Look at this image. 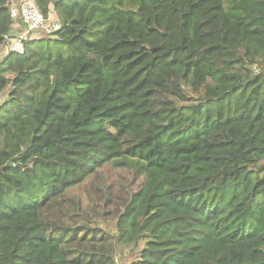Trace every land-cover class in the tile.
Wrapping results in <instances>:
<instances>
[{
	"label": "trees",
	"instance_id": "obj_1",
	"mask_svg": "<svg viewBox=\"0 0 264 264\" xmlns=\"http://www.w3.org/2000/svg\"><path fill=\"white\" fill-rule=\"evenodd\" d=\"M34 1L60 29L0 59V264H264V0Z\"/></svg>",
	"mask_w": 264,
	"mask_h": 264
},
{
	"label": "built area",
	"instance_id": "obj_2",
	"mask_svg": "<svg viewBox=\"0 0 264 264\" xmlns=\"http://www.w3.org/2000/svg\"><path fill=\"white\" fill-rule=\"evenodd\" d=\"M12 30L5 37L7 54L22 55L24 44L54 35L60 24L54 15L44 16L34 0H13L9 5Z\"/></svg>",
	"mask_w": 264,
	"mask_h": 264
},
{
	"label": "rangeland",
	"instance_id": "obj_3",
	"mask_svg": "<svg viewBox=\"0 0 264 264\" xmlns=\"http://www.w3.org/2000/svg\"><path fill=\"white\" fill-rule=\"evenodd\" d=\"M6 54H7V50H6V47H4V45H3L2 49H1V53H0V59ZM6 99H7L6 93H1L0 94V105H2V103L4 101H6ZM102 173H103L104 177H108L111 181H113L115 183V185H119L122 178H124L125 181L130 179V176H128L126 174H122L120 172H117L116 170L110 169V171L108 173H107V171H104V172L102 171ZM72 193L80 194L83 199H87V197H88L87 189H86V186L84 184H82L80 186V188L75 189ZM13 194L16 195L15 192H13ZM34 194L35 193H33V195ZM37 195L41 196V193H37ZM11 200H12V202L17 201L13 197H11ZM20 200L25 201L26 199H20ZM92 219H93V216H92ZM92 221H93V223L96 222V225H98V227L104 229L105 231H108L110 233H115V231H116L114 221H111V220L110 221L109 220L103 221L99 218H97V219L95 218ZM139 247L140 246H137L136 248L133 246H123L120 248L119 247L115 248L114 256H115L117 263L118 264H127V263L133 261L134 259H136L137 253H138L137 250L139 249Z\"/></svg>",
	"mask_w": 264,
	"mask_h": 264
}]
</instances>
